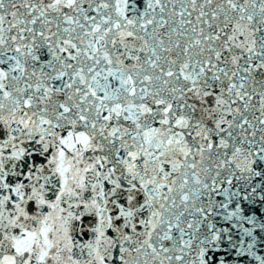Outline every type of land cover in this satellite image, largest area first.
<instances>
[{
    "label": "snow or ice",
    "instance_id": "6c2138e0",
    "mask_svg": "<svg viewBox=\"0 0 264 264\" xmlns=\"http://www.w3.org/2000/svg\"><path fill=\"white\" fill-rule=\"evenodd\" d=\"M0 264H264V0H0Z\"/></svg>",
    "mask_w": 264,
    "mask_h": 264
}]
</instances>
